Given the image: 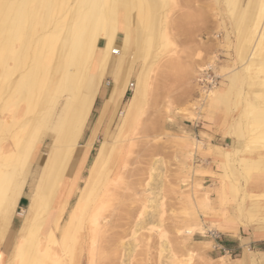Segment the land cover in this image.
<instances>
[{"label": "rangeland", "instance_id": "obj_1", "mask_svg": "<svg viewBox=\"0 0 264 264\" xmlns=\"http://www.w3.org/2000/svg\"><path fill=\"white\" fill-rule=\"evenodd\" d=\"M156 1L159 3L155 2L149 11L140 7L130 11L127 46L124 50L120 44L111 47L110 71L80 139L85 144L100 118L106 96L112 93L111 68L122 57L119 88L114 94L115 105L120 100V106L113 120L112 110L105 112L88 159L89 165L101 143L106 142L112 153L110 160L119 170L115 178L119 203L116 201L117 208L110 205L105 211L111 223L103 240H98L104 250L98 264H264V244L260 248H238L232 237L220 231L213 220L217 213L212 206V192L195 179V169L182 151V139L171 131L184 112L203 121L210 104L221 103L229 119L227 135L231 141L218 170L224 174L223 180L233 185L242 223L264 226V200H253L263 206L253 209V204L247 206L243 190L255 172L264 170V140L259 138L264 135V41L258 44L256 40L260 0ZM143 11L150 18L151 31L136 19ZM122 37L119 34L118 41ZM208 64H215L220 76L219 87L211 97L203 95L197 84L199 70ZM131 83L135 84L134 90L128 91ZM65 95L57 107L45 110L47 118L61 108ZM132 99L135 105L130 121L124 123ZM15 100L0 97V115L13 111ZM20 106L34 116L33 109L23 102ZM46 128L41 132L48 131ZM15 129L0 128V146ZM248 188L247 194L252 195ZM29 195L26 186L23 203L20 201L10 211L8 220L1 221L0 264H17L15 249ZM190 227L192 235H180V230ZM209 230L218 231L221 239L207 237ZM111 232L123 235L117 239V233L111 236Z\"/></svg>", "mask_w": 264, "mask_h": 264}, {"label": "bare ground", "instance_id": "obj_2", "mask_svg": "<svg viewBox=\"0 0 264 264\" xmlns=\"http://www.w3.org/2000/svg\"><path fill=\"white\" fill-rule=\"evenodd\" d=\"M155 2L0 0V97L17 101L13 111L0 115V128H16L0 146V226L18 206L26 186L30 193L27 214L18 232L17 264H98V257L104 254L98 243L111 223L105 211L119 201L115 189L119 170L110 160L112 153L106 142L101 143L89 165L88 159L105 112L112 110L113 120L119 109L120 100L115 105L114 94L119 88L122 57L111 68L112 93L106 96L100 118L85 144L80 139L110 71L111 47L120 44L124 50L127 46L130 11L138 7L149 11ZM257 6L256 40L260 44L264 41V1ZM145 15L140 12L136 19L151 31L152 23ZM119 34L123 36L121 41ZM63 94L61 108L47 118L45 110L57 107ZM133 101L124 123L130 121ZM21 102L33 109L34 116L21 109ZM45 127L48 131L41 132ZM259 138L264 140V135ZM258 179L249 189V197L255 202L264 200V177ZM253 206L263 207L260 203ZM260 229L264 233V228ZM116 233L111 232V236ZM179 233L192 235L193 230L190 227ZM119 234L112 238L123 235ZM116 240L114 243L119 242Z\"/></svg>", "mask_w": 264, "mask_h": 264}, {"label": "crops", "instance_id": "obj_3", "mask_svg": "<svg viewBox=\"0 0 264 264\" xmlns=\"http://www.w3.org/2000/svg\"><path fill=\"white\" fill-rule=\"evenodd\" d=\"M222 111L221 103L213 101L203 116V121L191 118L189 112H184L180 116L181 119H177L172 124L171 131L182 139V151L188 156L189 163L195 169V179L212 192V206L217 213L213 220L220 231L232 237L233 241L238 243V248L252 246L260 248L264 244V237L258 235H264L260 229L264 226L242 223V217L236 210L233 185L223 180L224 174L218 170L219 165L224 163L223 152L230 148V138L227 135L229 119ZM259 176L264 177V170L255 172L243 186L247 206L254 204L253 199L247 194V188L249 187L248 190L253 188V181ZM243 233H247V236Z\"/></svg>", "mask_w": 264, "mask_h": 264}, {"label": "built area", "instance_id": "obj_4", "mask_svg": "<svg viewBox=\"0 0 264 264\" xmlns=\"http://www.w3.org/2000/svg\"><path fill=\"white\" fill-rule=\"evenodd\" d=\"M220 76L217 73L215 64H208L201 70H199L197 76V84L203 95H207L212 91H216L219 87ZM135 84H130L128 91H133ZM207 237L213 238L215 241H219L221 239V234L218 231L209 230L206 232Z\"/></svg>", "mask_w": 264, "mask_h": 264}, {"label": "trees", "instance_id": "obj_5", "mask_svg": "<svg viewBox=\"0 0 264 264\" xmlns=\"http://www.w3.org/2000/svg\"><path fill=\"white\" fill-rule=\"evenodd\" d=\"M24 200L21 201V203H23Z\"/></svg>", "mask_w": 264, "mask_h": 264}]
</instances>
